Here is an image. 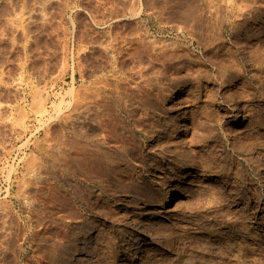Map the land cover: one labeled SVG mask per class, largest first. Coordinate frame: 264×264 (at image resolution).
<instances>
[{
	"label": "rangeland",
	"instance_id": "1",
	"mask_svg": "<svg viewBox=\"0 0 264 264\" xmlns=\"http://www.w3.org/2000/svg\"><path fill=\"white\" fill-rule=\"evenodd\" d=\"M263 171L264 0H0V264H264Z\"/></svg>",
	"mask_w": 264,
	"mask_h": 264
},
{
	"label": "bare ground",
	"instance_id": "2",
	"mask_svg": "<svg viewBox=\"0 0 264 264\" xmlns=\"http://www.w3.org/2000/svg\"><path fill=\"white\" fill-rule=\"evenodd\" d=\"M231 85V84H230ZM182 94L181 89H176L172 92H170L168 94V96L165 99V104H167L168 106L171 105V103H173L175 100H177V98ZM170 104V105H169ZM166 106V105H165ZM167 106V107H168ZM167 107H165L167 109ZM165 111V110H164ZM240 111V107L239 105L234 102L230 107H229V112H230V124L232 126L237 125L241 122H243V120H246V116H244L243 118L240 116L239 114ZM167 112V111H166ZM167 114V113H166ZM168 116V115H167ZM177 116V115H176ZM184 112H182V114H180V117H184ZM165 117V116H164ZM180 119V118H179ZM230 125V126H231ZM163 130H156V132L149 138L148 142L149 144L155 143L160 139V133H162ZM260 180L261 183L264 184V171L261 172L260 177L258 178ZM219 185H221L219 183ZM144 197V195H143ZM175 197V190L173 188L170 189V191L166 194L163 195V199L164 200H170L172 198ZM142 198V197H141ZM162 200V199H161ZM145 207V203L142 200H137V202L134 204L133 208H132V212L137 214V212H142L144 210ZM141 214V213H140ZM158 218V216H153V219ZM91 222V220H90ZM93 234V227H88L86 228L83 233H82V240L76 244V246L73 248L72 253H71V264H75L78 263L79 258L83 255L86 254L91 246V236ZM129 249L126 250H122V251H118L115 255V260L119 261L121 258H123L125 255L129 254Z\"/></svg>",
	"mask_w": 264,
	"mask_h": 264
}]
</instances>
